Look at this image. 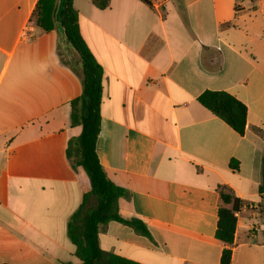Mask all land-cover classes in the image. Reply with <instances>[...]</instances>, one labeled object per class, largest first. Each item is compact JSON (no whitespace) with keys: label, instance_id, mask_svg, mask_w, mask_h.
<instances>
[{"label":"crops","instance_id":"crops-1","mask_svg":"<svg viewBox=\"0 0 264 264\" xmlns=\"http://www.w3.org/2000/svg\"><path fill=\"white\" fill-rule=\"evenodd\" d=\"M37 1L0 0V264H80L68 224L91 188L76 151L82 127L71 124L81 60L58 30L31 23ZM235 3L73 0L104 72L99 161L127 191L120 215L151 233L111 221L99 230L104 251L137 264H220L227 186L240 202L231 264H264V6ZM205 90L246 104L243 136L199 103Z\"/></svg>","mask_w":264,"mask_h":264},{"label":"trees","instance_id":"trees-1","mask_svg":"<svg viewBox=\"0 0 264 264\" xmlns=\"http://www.w3.org/2000/svg\"><path fill=\"white\" fill-rule=\"evenodd\" d=\"M91 1L100 9L107 8L110 3V0ZM30 21L43 32L58 30L81 60L83 92L81 96L71 101V124L82 127L81 135L76 142V151L80 156L79 165L90 177L91 188L84 193L80 205L68 224L69 238L76 247V255L81 261L80 264H137L125 257L104 251L99 244L100 226L111 221L127 225L143 236L150 237L151 233L141 219L137 217L127 219L120 215L118 201L119 198L127 195V191L111 181L96 152L101 129L104 72L82 36L79 12L73 0H38ZM197 100L239 135L245 134L247 106L234 95L222 90H205ZM68 153L70 154V150ZM229 165L231 169L238 170L240 163L232 158ZM260 192H264V155ZM219 194L220 204L215 237L227 245L222 251L220 264H231L230 245L234 242L240 202L227 186H220Z\"/></svg>","mask_w":264,"mask_h":264},{"label":"built area","instance_id":"built-area-1","mask_svg":"<svg viewBox=\"0 0 264 264\" xmlns=\"http://www.w3.org/2000/svg\"><path fill=\"white\" fill-rule=\"evenodd\" d=\"M249 6V11H255L257 10L260 6H264V0H236L235 3V11L240 12L243 11L247 8V5ZM262 229V227H258L256 225L253 226L252 230L256 231L258 229Z\"/></svg>","mask_w":264,"mask_h":264},{"label":"rangeland","instance_id":"rangeland-1","mask_svg":"<svg viewBox=\"0 0 264 264\" xmlns=\"http://www.w3.org/2000/svg\"><path fill=\"white\" fill-rule=\"evenodd\" d=\"M66 50H67V49H65V48L61 49V54H64V58L68 59V58H69V55H68V53H67ZM73 60H74V59H73ZM18 66H19L18 61H15V62L13 63V65L11 66L10 71H14L15 67L18 68ZM48 69H49V64H48L47 62H45V70H48ZM50 69H51V66H50Z\"/></svg>","mask_w":264,"mask_h":264}]
</instances>
